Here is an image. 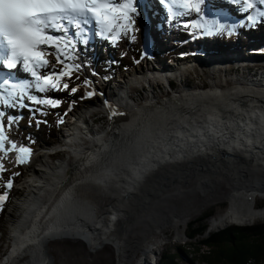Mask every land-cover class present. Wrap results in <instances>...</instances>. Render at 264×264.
<instances>
[{
	"label": "bare ground",
	"instance_id": "1",
	"mask_svg": "<svg viewBox=\"0 0 264 264\" xmlns=\"http://www.w3.org/2000/svg\"><path fill=\"white\" fill-rule=\"evenodd\" d=\"M180 21L183 22L182 18ZM101 42L104 46L109 45L106 39ZM93 51L92 48L88 54L82 51L83 56L79 59H84L74 61L85 67L86 56ZM217 59L204 56L200 61H176L170 64L171 67L142 64L130 75L121 76V83L97 88L103 96L99 106L110 117L107 128L98 130L89 126L88 131H84L89 116L86 108L91 109L86 106L73 116L75 118L67 125L63 139L54 146L56 150L46 148L48 146L30 150L31 155L23 162L28 166L27 173L20 184L28 191L18 202L20 210L13 222L12 249L0 264H47L42 252L46 250V244L56 242L58 235L61 239L73 238L89 248L109 246L114 250L118 264H131L138 254V264H146L147 259L155 262L164 244L162 236L173 229L180 238L184 234L179 230H186L195 216L183 215L158 221L147 230L158 227L153 237L126 256L129 254L127 249L118 250L121 235L118 228L123 222L122 219L117 226L118 219L123 216L119 207L131 195L133 197L126 204L135 202L132 199L136 188H141V192L149 185L146 184L148 178H155L161 172L183 179L185 171L206 170L215 167L216 161L219 166H234L237 160H244L250 164L248 168H257L254 172L264 170V83L239 80L234 89L212 87L209 91L183 88L181 84L170 90L173 94L162 90L161 95L156 92V85L171 83L172 74L177 73L174 71L181 75L183 69L185 71L192 65L211 71L210 64ZM244 61L246 59L242 58L236 63L245 64ZM154 80L156 84L152 87ZM134 85L150 91L142 104H137L138 98L128 93L127 87L134 88ZM59 151L67 153V157L52 164L49 157ZM224 153L232 156L221 160ZM236 156L242 159H236ZM231 170L240 175V171ZM93 187L100 190L98 195L103 199L99 203L103 204L105 212L101 221V217L92 220L88 217L87 206H84L87 203L83 201L77 207L80 212L67 210L72 202L78 203L76 199L80 195L91 196ZM250 188L234 187L229 200H247L257 194L264 197V192L257 191V187ZM144 196L142 193L141 197ZM258 216L257 212H242L233 207L223 217L213 219L211 230L222 229L236 219ZM139 217L147 218L144 215Z\"/></svg>",
	"mask_w": 264,
	"mask_h": 264
},
{
	"label": "rangeland",
	"instance_id": "2",
	"mask_svg": "<svg viewBox=\"0 0 264 264\" xmlns=\"http://www.w3.org/2000/svg\"><path fill=\"white\" fill-rule=\"evenodd\" d=\"M186 32H187V30L184 31V33H186ZM248 33L254 34V32H248ZM121 36L123 38L120 40L121 42L120 41L118 42V44L121 43L120 44L121 46L118 48L117 54L113 58V60H115V62H117V65L114 66V70H113V68L111 69V72L116 71V74H117V75L115 74L116 76L113 75L110 80H105V79L102 80L101 77H99L100 75H99L98 68H100V67L101 68H107L109 65V61L111 62V60L103 61V62H101V64L98 65L97 61H95V60H89L88 61V59H87L88 62L86 63L85 67H81V65L77 63V65L80 66L79 69L78 70L74 69V71L72 70L74 73V76L71 77V82L81 84V82L83 80H86L89 83V87H88L89 89L87 91H89V93H93V94L92 95L87 94L88 99L86 101V104L82 105L78 110L74 111V114H72V117H70V120L68 117V119H66L64 121L65 123H66V121H69L67 124H65V126H62L64 131L67 129V125L70 124V122H72V119L75 118L73 116H75L77 113L83 111V109H85L86 106H90L91 109L88 107L86 108L89 116H88L87 125L84 127V131L87 132L88 131L87 128H89V126H92V129H98V130H100V129L103 130V129L107 128L110 121H109L108 117L106 116V114L108 115V113L105 112L104 110H101V108L99 106V102L101 101L103 96L101 95L102 97L100 99L96 98L97 97L96 93H99L97 88L102 87V86L114 85V84L116 85V83H121V79H122L121 76L130 75L131 73L134 72V70L136 68H138L142 64L148 63L150 65L149 61L147 60L149 57H146L144 51L142 52L143 54L141 53L142 57L140 59L136 60V57H135V56H137V49L138 48L144 49V43H143L144 31H143L142 26H139L137 24V22L135 21V23L133 25V29L131 31H129L127 33V35H121ZM168 36L170 38L171 47L173 44L178 45L180 43L177 41V37H176L175 32L168 33ZM182 37L184 38L185 35ZM106 40L108 41V39H106ZM166 41L169 42V39H166ZM108 44H110V43L108 42ZM166 44L163 45L164 48H166ZM236 50L237 49H235V48L228 49L227 52L224 53V56H230L231 55L232 58H235L236 56H238L237 54H240V53L236 54L235 53ZM178 53L181 54L182 51H178ZM202 58H204L203 54H202V56H200L196 60H199ZM192 61H195V60H192ZM77 62H79V61H77ZM174 62H176V61H174ZM184 62H187V61L184 60ZM234 62H237V61H234ZM57 64L62 65L60 63H57ZM170 64L172 65V63H170ZM170 64L169 65L165 64L164 66L165 67L166 66L171 67ZM215 64H216V62H213L212 67H210L212 69L211 71L205 70V68H203V67H196V68L194 67L193 69H190V70H188L189 69L188 68L187 69L188 71L185 70L183 73H181V75L178 73L175 75L172 74L173 78H176L177 80H179V79L182 80L180 82L177 80H173L172 84H174L176 86V89L179 88L180 87L179 85L182 84L181 86L183 88H192V89L199 88L201 90L206 89L207 91H209V90H212V87H214V88L217 87V89H221V90H225L227 88L234 89L235 87H237V85H236L237 83H235V82H237L239 80H243L246 82H249V81L254 82V80L260 81V79H261V78H259L260 76H258L257 74L253 75V73H250V72L245 71L243 69H241V70L239 69L238 71H234L232 68H235L236 65H232L231 63L226 62L224 65H222L223 67L217 66ZM121 66H123L124 68ZM155 66L162 67L159 65H155ZM230 69H232V70H230ZM232 71H234V72H232ZM119 72H121V73L119 74ZM262 79L264 80V78H262ZM181 82H183V83H181ZM154 83L156 84V80L153 81L152 87L155 86ZM157 84H158V81H157ZM134 86H135L134 88L132 86L127 87L128 93L132 94L133 97L136 96L138 98V101H136L137 104H140V103L142 104L143 102H145L144 101L145 98L150 95V91L144 90L143 87L140 85H134ZM218 86H220V87L218 88ZM150 89H152V88H150ZM155 89H156V92L160 95L162 94L161 90L165 93L173 94V91L170 92V90H172V88H170V86L168 84H166L165 82H163L160 85H156ZM68 106H69V103L67 102L66 104H64V107H62V109L63 110L67 109ZM92 107H93V109H95V110L98 109V110H96L94 112ZM25 110H27V109H25V107H23V109L17 110V111H15V113L13 111H9L8 115L5 117V122L7 123L8 116H15V117L19 118L18 115L23 114L25 112ZM56 112H57V110L55 109L52 113H50V116L48 118H46L44 120L42 119V121H38L37 118L36 119L34 118L31 121L29 120V122H27V124H25V123L23 124L22 122L20 123V119H18L14 122V124H15L14 126L11 125V127L6 128L5 131L9 134H13L15 136L21 137L20 139L25 144H27V143L30 144V142H28L27 135L25 134V132L34 131L37 136L42 137V139H40V141H42V142H40L37 146L36 145L32 146L33 150H37L40 147H46V146H48V147H46L48 149H51V148L54 149V146H56V144L61 142V140L63 139L62 136L64 133L63 130H62V132H60L61 128H59V129L57 128V122L60 119L58 117V114H56ZM103 112L106 114H104ZM91 121L95 122V123L92 124ZM54 150H56V149H54ZM66 157H67V153L59 151V152H56L54 155H51L49 157V160L52 164H55V163H59L61 160H63ZM218 164H219V161H216L213 166L216 167V166H218ZM233 164H234V166H232L230 164L231 168H233V170H238L240 172L249 171V170L255 171L257 169V168H252V167L248 168V166L250 164L246 163L245 161H241V163L237 162V163H233ZM24 166L26 168L20 169L21 177H20V180L16 183L19 185V187L16 191V196L13 199H11L10 201H8L6 206H7V208L9 206L10 207L7 210L3 219L0 220V223H1V226H2L3 232H4V236H3V240H2V242H4V243L0 246V250L2 252V253H0V257H2V255H3V257L0 258V261H2L6 257L8 251H9V248H10V243L12 242L13 230H14L13 222L18 218V210H20V205L18 204V202L20 201V199H23V197L26 195V193L28 191V189H25V187H22L20 185L21 180L25 176V174L27 173V169H28L27 165H24ZM4 167H5L4 172H2L0 174L2 179L7 178V177L9 178L12 175H16L18 172V167H17V169H15V168L11 169L12 167L9 165L7 167H6V165H4ZM211 168L209 167V169L207 168L206 170H200L199 172H196V170H190L187 172L185 171V173L183 174V176H184L182 179L183 181H181L180 185H178L174 190H170V191L168 190L167 191L168 193H170V196H171V197H168V200H166V199L161 200L163 193H159L155 189L156 186L155 185L153 186V184L157 183L156 180L153 179L154 177L148 178L149 181L146 182V184H149V185L147 186V188L144 187L141 192L139 191V189L141 190V188H136L135 194H134L135 198L132 199V200H135V202H130L129 205L126 204L133 197V195H131V198L127 199L119 207L120 213L123 216H122L121 220L118 219L119 222L117 221V226L121 224L122 219H123L122 224L124 223L123 225H125V226L123 228H121V235H120L118 250L123 252L124 249H127V252H129V254H127L126 256H129L131 251H133L135 249L137 250V248L139 246H143L144 244H146V242L149 241L153 237L154 233L157 231L158 227L156 229H153L152 231L146 230L145 233L139 234V236H140L139 238H135L130 233V228H128L129 227L128 223L130 222V220L128 219V216L131 212L135 211V204L141 200H144L148 196H150L151 193L153 195L152 200L154 202H160V203H158L159 204L158 206H160V209L162 210L161 211L162 215L167 216L166 218H164L162 216L157 217V219H159V221L163 220V219L168 220V218L169 219L170 218H176V217H180L183 215L195 216L192 221H196L204 213L211 211V210H214L215 211L214 217L211 218V220L209 219V220L205 221V222H207V224H210L209 230L211 233H213L215 231H221V230L226 229V228L233 226V225H245V226H250V227L256 226V225L264 226V214L262 213V212H264V197H262L260 194H257L256 196H254L250 199H247V200H242V201L241 200L240 201L239 200L238 201L237 200H231V199L229 200V195L232 194L231 190L234 187L231 185L229 179H226L224 176H222L220 174L213 176L211 174ZM185 174H187V175H185ZM156 175H158V177H159L157 179H160L161 181L167 180L168 179L167 177L170 176V175L163 173V172L156 174ZM240 175H242V174H240ZM248 176H251V175L248 174ZM170 177L172 179H175V178H173L174 176L173 177L170 176ZM214 180L217 181L216 182L217 184H214ZM203 181L205 182V184L207 183L208 186H204L202 190H197L200 186L203 185L201 183ZM94 189H96V190H94ZM91 190L94 191V193L92 194L93 196L92 195L86 196V194L80 195L78 197L79 199L75 198L78 201V203L72 202L70 204L71 206L70 205L67 206V210L70 212H73V211L80 212L77 209V207H80L79 202L83 201V202L87 203L84 206H87L88 217L91 220L94 219L95 217L96 218L101 217L100 218V221H101V219L102 218L104 219V217H105L104 206H103V204H101V205L99 204V203H102V200H103L102 197L100 195H98V193H101V192L96 187H93V189H91ZM142 193L146 196L141 197ZM171 194H173L174 196H172ZM258 196L261 198H258ZM8 198L10 199L11 195H9ZM246 201H249L251 203V205H254L252 207V210H245L246 206H247ZM165 202L168 203V205H167L168 207L163 205V203H165ZM82 205L83 204L81 203V206ZM155 206L157 207V205H155ZM233 207H236V209H238V211H242V212H248V213L257 212V213H259V216L257 218H250V219H246V220L245 219H243V220L242 219H236L222 229L211 230V223H212L213 219L223 217ZM171 208L176 211L175 214H172L171 212H169L171 210ZM253 210H255V211H253ZM168 215H170V216H168ZM139 216H140V214L136 213L134 215L133 219L141 218ZM144 216L149 217V214L146 213V214H144ZM151 220H153V219H151ZM169 221H171V220H169ZM112 223L114 224L115 222L112 221ZM5 226H7L6 230L4 229ZM96 226H97V224H96ZM98 230H100V229H98ZM137 231H138V229H137ZM179 233L184 234V235H182L179 238L177 236L176 231H174L173 229H170L167 232V234H165L166 236L163 235L162 238L164 239V242H163L164 244L161 246V251H160L159 255L157 256V259L154 260L155 262H153V260L147 259L146 264H155L156 262H159V260L163 256L168 255V254L169 255H172V254L177 255L178 248L182 249V251L184 253L183 257L179 258V260L177 262L178 264H202V262L194 260L196 252L192 248L189 249L190 243L196 244V243H198V241L197 242L196 241L190 242L188 240L187 235H186V230H182V231L179 230ZM55 239H57V240H55L56 242H54V243L50 242V243L46 244V250L44 252H42V253H44V254H42V258H44L46 260L47 264H118L117 256H116L114 250L109 246H101L98 249H96L93 247L89 248V246L85 245L84 243L82 244V243L75 242L73 238L67 237V238L61 239V238L57 237ZM131 242H133V245H130ZM50 247H51V249H50ZM206 250H208V249L203 248L201 253L206 251ZM4 254H5V256H4ZM130 260L133 261V259L131 257H130ZM139 260H140V255L138 254L136 259L131 264H138L137 262H139ZM148 260H149V263H148Z\"/></svg>",
	"mask_w": 264,
	"mask_h": 264
},
{
	"label": "snow or ice",
	"instance_id": "3",
	"mask_svg": "<svg viewBox=\"0 0 264 264\" xmlns=\"http://www.w3.org/2000/svg\"><path fill=\"white\" fill-rule=\"evenodd\" d=\"M170 17H184L191 10L200 12L203 0H159ZM244 14L242 22L232 25L250 27L264 23V0H232ZM137 0H0V151L7 154L18 151V163L31 155L27 146L17 148L15 141L9 140L5 129L18 120L8 116L4 120L6 108L27 107L24 101L58 106L52 97L37 96L33 92L47 93L60 88L68 89L64 77L71 76L79 65L71 63L76 59L78 45L89 43L90 31L95 26L97 35L117 42L121 35L133 29L138 15ZM188 24H185L187 27ZM202 30H223L217 22L204 21L195 25ZM47 55H54L55 62L63 67L49 68ZM20 66L29 74V79L14 81L10 70ZM75 92V88L72 89ZM93 93H88L92 95ZM33 112L39 109H33ZM63 122L62 120L60 121ZM8 142L9 147H5ZM11 178L6 187L12 188ZM6 195H0V202Z\"/></svg>",
	"mask_w": 264,
	"mask_h": 264
},
{
	"label": "trees",
	"instance_id": "4",
	"mask_svg": "<svg viewBox=\"0 0 264 264\" xmlns=\"http://www.w3.org/2000/svg\"><path fill=\"white\" fill-rule=\"evenodd\" d=\"M226 31L227 29L223 33L225 34ZM63 82L69 84L68 89H61L59 92L60 96L56 90H50L48 91L49 96L57 100L70 96L69 89L73 83L67 77H64L61 83ZM85 86V83L78 86L77 94L72 96L75 109L86 102L84 99ZM40 139L42 137H38L37 140L34 139L32 144H36ZM2 189L3 181H0V191ZM246 204L245 210H252L254 205H251L249 201H246ZM214 215V210L208 211L196 221L190 222L186 229L188 240L190 242L198 241L196 244L192 243L193 245L190 243L189 246V249L192 248L196 252L194 260L200 261L202 264H264V226L233 225L221 231H215L207 236L210 224H207L205 221L211 220ZM203 248H207L208 250L201 253ZM183 254L182 249L178 248L177 255H165L159 260L158 264H178L177 262L179 258L183 257Z\"/></svg>",
	"mask_w": 264,
	"mask_h": 264
},
{
	"label": "water",
	"instance_id": "5",
	"mask_svg": "<svg viewBox=\"0 0 264 264\" xmlns=\"http://www.w3.org/2000/svg\"><path fill=\"white\" fill-rule=\"evenodd\" d=\"M262 83H264V80L261 79L260 80ZM231 154L228 153H224L221 156V160H225L229 157H231ZM235 157V156H234ZM225 158V159H224ZM215 159V157H214ZM236 159H242L241 157L236 156ZM235 160V159H234ZM244 161V160H243ZM250 163H252V160H249ZM238 163H241L240 161L237 160ZM230 165L224 164L222 166H216V167H212L211 168V174L213 176H216L218 174L224 176L226 179H229L231 185L233 187H237V188H242V187H251V188H256V190L258 191H262L264 192V170H260V172L256 173L254 171H244V172H239L242 175H239L237 173H233V171L231 170V168H229ZM210 171V170H209ZM248 174H250L251 176H248ZM156 177L153 178L156 180L157 183L153 184V186L155 185V189L159 192V193H163L162 199L161 200H168V197L170 196V193H168L167 191L169 190H174L178 185H180L181 181H183L181 178H175L172 179L171 177H167V180L161 181L158 178V175H155ZM152 180V179H151ZM217 181L214 180V184ZM233 182V183H232ZM203 185L202 186H198L199 188L197 190H202L204 186H208V184L203 181L201 182ZM250 188V189H251ZM255 190V189H254ZM173 192V191H172ZM256 194V193H255ZM254 194V195H255ZM172 196H174L173 194H171ZM152 193L150 194V196H148L147 198H145L144 200H141L139 202H137L135 204V211L131 212L128 216V219L130 220L129 227L130 228V233L133 235V237L135 238H139V234H143L145 233L146 230L150 229L151 226L153 224L158 223L157 221H159V219H157V217H164L166 218L167 216H163L162 215V210L160 209V206H158L160 202H154L152 200ZM253 197V196H252ZM251 198V197H250ZM157 205V207L155 206ZM164 206H167L168 203H163ZM168 207V206H167ZM168 212V211H167ZM172 214H175V210L171 208V210L169 211ZM136 213H139L140 215H144L146 213L149 214V217L147 218H139V219H133L134 215ZM168 214V213H167ZM171 214V215H172ZM170 216V215H168ZM153 219V220H151ZM151 220V221H150ZM124 224V223H123ZM120 225L119 226V230L124 227L125 225ZM138 229V231H137ZM211 232L208 230L207 232V236L210 235ZM135 240V239H134ZM130 245H133V242L130 243Z\"/></svg>",
	"mask_w": 264,
	"mask_h": 264
}]
</instances>
